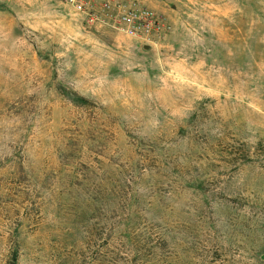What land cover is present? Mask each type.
Instances as JSON below:
<instances>
[{
	"label": "rangeland",
	"instance_id": "374dc122",
	"mask_svg": "<svg viewBox=\"0 0 264 264\" xmlns=\"http://www.w3.org/2000/svg\"><path fill=\"white\" fill-rule=\"evenodd\" d=\"M140 1L164 41L0 0V264L132 258L99 231L118 209L153 229L138 264H210L200 213L256 209L217 264H264V0Z\"/></svg>",
	"mask_w": 264,
	"mask_h": 264
},
{
	"label": "trees",
	"instance_id": "16d2710c",
	"mask_svg": "<svg viewBox=\"0 0 264 264\" xmlns=\"http://www.w3.org/2000/svg\"><path fill=\"white\" fill-rule=\"evenodd\" d=\"M83 99V98H82ZM186 182V181H185ZM187 185H189L190 181L186 182ZM185 183V184H186ZM198 198H201L204 200L205 203L208 205L211 204L210 200L208 199L207 194H198ZM208 199V200H207ZM118 204L122 207H126L125 203H123V200L121 197H119ZM201 228L202 230L210 236L212 239L211 246L213 249V252L216 254L214 261L210 264H217V262H226L228 252H231L232 247H234L235 244H233V232L237 230L238 226H243L244 221L246 222V225L251 228L252 231L255 230L256 226V215L258 214V211L256 209H253L250 212H245L243 215H240V213H237L236 215H230L228 220L227 217L224 215H215L213 217L208 216L205 212H201ZM135 216V217H134ZM143 218V213H140L138 210H131V211H125V209H118L116 213L113 215V218H115V221L117 223H114L110 226L101 225L99 228L100 234L109 236L108 238L113 239L117 238L120 241L124 243L126 246L127 244L131 245L132 252L134 254V257L130 258L129 253H121L115 255L112 257L111 260H108L106 257L103 259H100L98 264H138V260L140 258V255H142L143 251V242L148 241L152 236V230L148 231L149 226L144 225L141 226L139 223H135L134 220L136 217ZM210 220V223H208L207 220ZM125 222H124V221ZM206 221L209 224V227H206ZM161 228V227H160ZM165 230H172L171 227L165 228ZM161 237L165 235V233L161 230ZM150 236V237H149ZM107 238V240H108ZM174 240V239H173ZM154 241V240H152ZM150 242V241H149ZM173 245H178L176 241L172 242ZM237 250H241V245L235 246ZM195 248L197 250L201 249L199 246L195 245ZM264 243L261 244H255L252 248H246V251L249 252H263L264 251ZM150 262L155 260L157 264H159V260L156 258V256L150 257L148 259ZM169 260V259H166ZM149 262H146L148 264ZM145 264V263H143ZM156 264V263H155ZM224 264V263H219Z\"/></svg>",
	"mask_w": 264,
	"mask_h": 264
},
{
	"label": "built area",
	"instance_id": "2783aa9c",
	"mask_svg": "<svg viewBox=\"0 0 264 264\" xmlns=\"http://www.w3.org/2000/svg\"><path fill=\"white\" fill-rule=\"evenodd\" d=\"M89 26L120 31L143 44L164 41L172 29L169 20L140 0H61Z\"/></svg>",
	"mask_w": 264,
	"mask_h": 264
},
{
	"label": "water",
	"instance_id": "95a60500",
	"mask_svg": "<svg viewBox=\"0 0 264 264\" xmlns=\"http://www.w3.org/2000/svg\"><path fill=\"white\" fill-rule=\"evenodd\" d=\"M15 264V263H14Z\"/></svg>",
	"mask_w": 264,
	"mask_h": 264
}]
</instances>
